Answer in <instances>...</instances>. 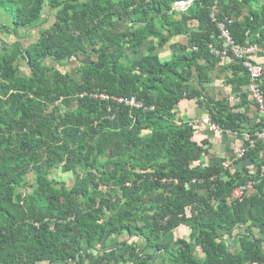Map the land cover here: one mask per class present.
I'll use <instances>...</instances> for the list:
<instances>
[{
    "label": "trees",
    "instance_id": "1",
    "mask_svg": "<svg viewBox=\"0 0 264 264\" xmlns=\"http://www.w3.org/2000/svg\"><path fill=\"white\" fill-rule=\"evenodd\" d=\"M0 11L12 23L0 34L39 32L0 46V264H264L263 142L240 159L255 172L231 173L177 117L184 100L202 105L194 84L221 62L209 50L223 46L219 23L240 47L264 44V0H0ZM234 61L228 83L247 87ZM207 109L242 133L225 100ZM58 171L76 173L70 185ZM181 227L188 238L175 240Z\"/></svg>",
    "mask_w": 264,
    "mask_h": 264
},
{
    "label": "crops",
    "instance_id": "2",
    "mask_svg": "<svg viewBox=\"0 0 264 264\" xmlns=\"http://www.w3.org/2000/svg\"><path fill=\"white\" fill-rule=\"evenodd\" d=\"M175 41L185 43L187 39L185 37H181ZM254 46L256 47V51L252 56V61L263 67L262 83L264 85V44H256ZM145 49L146 47H144V50ZM161 54L163 57L168 59L169 53L165 49L161 51ZM236 65L237 63L233 59H225L221 60L218 65L208 66L207 70L211 75V83H202L201 87L194 84V87H196V89L201 93L200 101L202 102V105H199L196 100H184L177 108L178 118L184 121H191L194 119H201L209 114L207 104L211 100L215 102L225 100L228 107L232 109L233 112L243 116L242 133H231L225 135L220 132L210 131L208 127L204 125H200L196 128L195 140L197 142H201L203 140L209 141V161L211 162H228L233 160L235 157L237 158V155L244 144L243 133H253L259 130L262 126V115L258 112L256 106L247 94L246 85L238 86L237 84L231 85L228 83V77L231 78L234 76L233 71L234 67H237ZM235 72L242 74L237 70H235ZM259 159L264 161V148L260 152ZM243 166L248 168L249 171L255 172V166L253 163L242 160H234L229 165L227 170H230V172L233 173L234 171L241 169ZM239 231L242 232L243 229H240Z\"/></svg>",
    "mask_w": 264,
    "mask_h": 264
},
{
    "label": "built area",
    "instance_id": "3",
    "mask_svg": "<svg viewBox=\"0 0 264 264\" xmlns=\"http://www.w3.org/2000/svg\"><path fill=\"white\" fill-rule=\"evenodd\" d=\"M212 17L214 18L213 14ZM217 26L220 29V38L223 41V46L222 48H217L212 44L209 45L210 53L220 60L234 59L241 62L243 68L248 74V85L246 87V92L251 98L253 104L256 106L258 112L262 115V127L259 130L253 132L252 134L243 133L244 144L241 147L237 158L235 157L231 161L222 163V167L227 169L234 160L239 161L242 159L243 155L248 151V148H253L257 143L264 142V85L262 83L263 67L252 61V56L256 51V47L254 45H248L245 47L236 45L229 35V32L225 29V25L219 23ZM81 96H84V94ZM91 96L100 98L101 100H114L118 103H124L127 106H132L135 108L141 107V104L138 103L134 98H114L106 95L105 93H94ZM177 124H180V122H177ZM188 125L195 129L200 125H204L207 126L210 131L220 132L225 135L231 134V132L222 130L218 124L213 122L209 114L201 119L188 121ZM253 187L254 182L252 181L247 182L245 185L236 187L229 197V202H242L247 193H249Z\"/></svg>",
    "mask_w": 264,
    "mask_h": 264
},
{
    "label": "rangeland",
    "instance_id": "4",
    "mask_svg": "<svg viewBox=\"0 0 264 264\" xmlns=\"http://www.w3.org/2000/svg\"><path fill=\"white\" fill-rule=\"evenodd\" d=\"M44 17L47 18V22L43 25V27L48 28L52 24V22L54 21V12H50L48 9H46L44 12ZM0 24L7 26V27H12L11 18L4 11H0ZM16 34L18 36H8V35L0 34V46L2 43L12 44L16 40V37L23 39L24 42L25 41H33L36 37H38L39 32H38V28L32 29V30L23 29V30H16ZM75 67H77V63L73 61L70 66L66 67V69L71 70ZM23 69H25L24 66H23ZM60 69H62V68H60ZM75 174L76 173H74V172L62 173L61 171H58L54 174V177H55V179H58L60 181H64L67 183V185H70V183L74 179ZM27 180L29 183H32L33 182L32 176H29L27 178ZM185 229L186 228H183V227L177 229L172 234L173 238L175 240L178 238H188L189 232L186 231Z\"/></svg>",
    "mask_w": 264,
    "mask_h": 264
},
{
    "label": "water",
    "instance_id": "5",
    "mask_svg": "<svg viewBox=\"0 0 264 264\" xmlns=\"http://www.w3.org/2000/svg\"><path fill=\"white\" fill-rule=\"evenodd\" d=\"M190 3H191V1L188 2V3H179V4H177V5L174 7V9H175V10H181V9H184L185 7L189 6Z\"/></svg>",
    "mask_w": 264,
    "mask_h": 264
}]
</instances>
